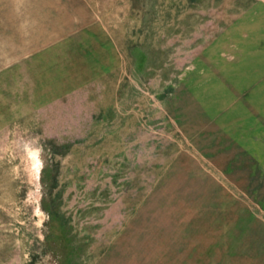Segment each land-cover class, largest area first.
Instances as JSON below:
<instances>
[{
	"label": "rangeland",
	"instance_id": "obj_1",
	"mask_svg": "<svg viewBox=\"0 0 264 264\" xmlns=\"http://www.w3.org/2000/svg\"><path fill=\"white\" fill-rule=\"evenodd\" d=\"M0 264H264V0H0Z\"/></svg>",
	"mask_w": 264,
	"mask_h": 264
}]
</instances>
